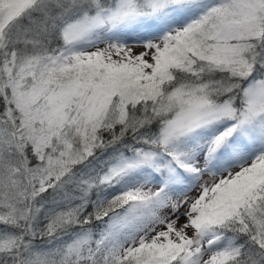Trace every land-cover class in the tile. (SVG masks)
<instances>
[{"label":"snow or ice","instance_id":"snow-or-ice-1","mask_svg":"<svg viewBox=\"0 0 264 264\" xmlns=\"http://www.w3.org/2000/svg\"><path fill=\"white\" fill-rule=\"evenodd\" d=\"M0 264H264V0H0Z\"/></svg>","mask_w":264,"mask_h":264}]
</instances>
